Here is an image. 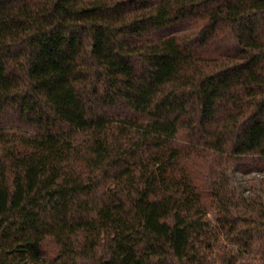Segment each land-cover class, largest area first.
Segmentation results:
<instances>
[{
    "label": "trees",
    "instance_id": "1",
    "mask_svg": "<svg viewBox=\"0 0 264 264\" xmlns=\"http://www.w3.org/2000/svg\"><path fill=\"white\" fill-rule=\"evenodd\" d=\"M227 242L264 264V0H0V264Z\"/></svg>",
    "mask_w": 264,
    "mask_h": 264
},
{
    "label": "rangeland",
    "instance_id": "2",
    "mask_svg": "<svg viewBox=\"0 0 264 264\" xmlns=\"http://www.w3.org/2000/svg\"><path fill=\"white\" fill-rule=\"evenodd\" d=\"M251 174L250 176H252ZM213 216H210V219H212ZM218 241H219V249L217 248L213 257L216 256V254H221L222 249L220 247V244L224 242V237L225 234L224 232H218L214 235ZM227 245L230 249L233 250L234 254L236 255V264H262V259H261V250H260V243L257 242L251 249L243 247L240 243H230L227 242ZM216 260H219V257L217 256Z\"/></svg>",
    "mask_w": 264,
    "mask_h": 264
}]
</instances>
